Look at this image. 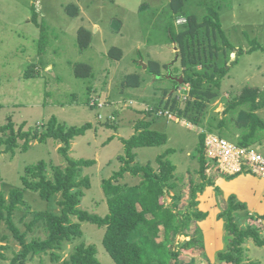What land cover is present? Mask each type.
I'll use <instances>...</instances> for the list:
<instances>
[{
  "label": "rangeland",
  "instance_id": "1",
  "mask_svg": "<svg viewBox=\"0 0 264 264\" xmlns=\"http://www.w3.org/2000/svg\"><path fill=\"white\" fill-rule=\"evenodd\" d=\"M170 2L0 0V128L12 120L18 133L23 127L21 132H29L32 138L31 147L27 149L24 148V138L18 139V145L12 151L6 152V145L0 146V190L6 199H9L13 189L23 190L21 176L27 174V167L41 160L47 163L46 175L50 177L56 167L67 166L66 158L60 151L64 146L62 142L51 138L41 143L39 138H34L35 134L41 136L54 116L68 127L90 122L92 129L72 140L69 155L77 160H96L93 166L82 169V176L91 180V188L85 189L80 208L91 214L106 216L110 206L104 182L121 170L123 164L118 156L125 154L123 139H129L136 133L135 126L139 120L150 119L145 111L162 105L164 93L165 99L174 94L182 101L181 108L190 111V84L179 85L172 78L161 76L172 74L185 78V74L211 69L207 67L210 63L219 67L227 65L230 71L224 77L221 88L216 89L217 98L207 101L204 123L198 127L186 119L158 118L152 128L167 133L168 142L163 146L136 149V162L144 165L151 163L159 171L158 157L173 149L165 159L176 166L175 177L171 181L176 186L166 187L162 200L167 206L179 205L178 209L175 207V223L180 225V229L170 240L172 242L166 245L178 253L173 255L169 264H232L220 257L222 252L228 251L232 238L225 228V218H220V214L229 207L232 195L224 197L217 186L218 179L227 175L217 168L215 162L219 164L218 158L211 156L207 140L206 168H209L206 176L202 174L199 134L206 133L208 137L217 135L237 142L242 131L233 120H228L237 118L240 108L228 114L225 113L226 107L241 94L244 87L264 90V0H186V14L195 12L201 21L209 13V7L216 8L228 40L236 49L244 50L238 55L236 52L230 55V50L215 55L212 47L221 48L223 45L220 33L202 28L194 37H187L189 58H196L197 54L201 58L197 64L189 63L186 67L181 62L183 55L179 44L172 41L169 30L173 27L177 34L182 32L185 22H181L186 16L175 15ZM69 3L78 5V15L68 13L66 6ZM82 26L92 32L90 44L85 48L79 43L78 31ZM113 46L122 49L121 59L110 55ZM193 51L195 54H192ZM236 59L238 61L233 63ZM152 60L160 64V77L147 71ZM143 63L147 64V68ZM80 64L92 66V75L81 76L77 71ZM29 65L39 69L38 76L25 78ZM131 73L140 74L142 83L139 88L123 86L124 79ZM161 109L175 114L169 108ZM259 116L264 120V108L259 110ZM222 117L228 122L224 127L219 126ZM107 122L113 123V127H107ZM5 136L6 132L0 130V139ZM257 147L264 153V137ZM141 181V176L126 173L113 182L132 185ZM200 187L203 190L200 191ZM229 188L234 192L246 189L248 196L252 190L254 196L249 199L252 207L256 206L261 195L264 196V180L258 181L255 177L246 183L236 181L229 184ZM24 193L28 203L18 205L14 221L21 234L27 232L25 243L48 238L43 226L37 225L28 230L27 224L37 211L53 209L55 213H61L62 207L58 203L62 194L47 201L31 190ZM193 212H202L206 216L200 220L192 215L197 233L189 236L193 232L189 228V215ZM77 216L72 217L75 222H79ZM263 217L264 212L240 210L236 219L242 227H259L264 238ZM6 218L0 223V264H12L24 248V244L8 228ZM81 228V237L66 240L59 248L34 254L25 264H64L81 244L96 245L97 257L103 263L116 264L103 243L107 227L81 222ZM163 233L164 230L157 241L164 239ZM152 234V226L141 224L132 233L131 239L136 241L142 236L152 237ZM243 249V264H264V245L258 246L253 239H248Z\"/></svg>",
  "mask_w": 264,
  "mask_h": 264
},
{
  "label": "trees",
  "instance_id": "2",
  "mask_svg": "<svg viewBox=\"0 0 264 264\" xmlns=\"http://www.w3.org/2000/svg\"><path fill=\"white\" fill-rule=\"evenodd\" d=\"M185 2L186 0H171L170 2V7L175 15H178V17L186 16V22L183 23L185 29L177 34L173 27L169 28L172 41L178 42L182 51L181 62L184 67L188 66L189 63L197 64L201 58L198 54L196 58H189L186 40L187 37L197 35L202 28H206L207 31L214 30L220 33L223 45H221V48L212 47L215 50V55H218L221 51L228 53L227 50H230V53L236 52L237 55L244 53L243 49H236L228 40L221 26L219 11L216 8L209 7V13L201 21L195 12L186 14ZM66 9L72 16L79 14V7L75 3H69ZM78 33L80 47L85 48L90 44L92 32L82 26L79 28ZM192 54H195L194 51ZM110 55L115 59H121L123 51L119 47L113 46L110 50ZM237 61L238 59L233 63ZM210 64L207 67L212 70L206 67L205 72L185 74L184 83L191 86V98H189L191 100L189 102L191 103V108L189 112L181 108L182 101L174 97L173 94L167 99L164 98L165 101H161L162 105L147 109L145 112L150 119L139 120L135 126L136 133L129 139H123L125 154L118 156V160L121 161L123 166L112 178L104 182V192L109 197L110 206L109 214L104 217L91 214L80 208L85 189L91 188V180L88 176H82V169L93 166L96 164V160L84 158L77 160L69 155L72 140L92 129L93 124L88 122L82 126L68 127L66 124L59 123L54 116L49 122L47 129L41 133V136L39 134L34 135V138H39L41 143L51 138L62 142L64 146L60 148V151L66 158L67 166L65 168L56 167L53 176L50 177L46 175L47 163L41 160L34 166L27 167V174L21 176L23 190L13 189L10 192L9 199H6L4 192L0 190V223L7 216L6 223L8 228L14 233L19 242L24 244L23 251L15 256L12 264H25L34 254L59 248L64 241L81 237L83 235L81 222L107 227L103 243L116 264H169L170 260L172 261L174 258L173 255H178L166 245L172 242L170 240H173L176 232L180 229V225L175 223L177 218L175 207L178 209L179 205L174 203L175 205L167 206L165 201L162 200L165 196L166 187L173 188L176 186L174 182H171L175 177L176 166L169 159H165L168 154L173 152V149H168L165 154L158 157L159 171L155 170L151 163L146 165L137 163L136 149L163 146L168 142L167 133L152 128V124L158 118L163 117V115H159L161 108L173 110L176 114L175 116L189 120L192 125L199 127L204 123L203 117L208 110L207 101L217 98L218 92L216 89L221 88L224 77L230 71V66L219 67L218 65ZM148 65L147 71L153 76L162 75L160 64L157 61L152 60ZM92 70V66L87 64L77 66V71L81 76L92 75ZM38 71L39 69L34 65H29L25 72V78L38 76ZM141 83L140 74L131 73L124 79L123 86L126 88H139ZM164 90L167 93L168 89L165 88ZM194 99L195 101H193ZM237 108H240L237 118L231 117V120H228V122L233 120L235 125L242 131L236 144L249 146L257 141L261 142L264 137V120L259 116V110L264 108V90L259 87H244L241 94L229 103L228 108L226 107L225 113L229 114ZM224 119L225 117H222L219 126L224 127L225 124H228L226 119ZM112 124L107 122L106 126L113 127ZM22 129L23 127L21 131ZM0 130L6 132L5 138L1 137L0 139V146L6 145V152L12 151L17 147L19 138L26 139L24 143L25 149L31 147L32 138L29 137L30 133L21 131L18 133L12 120L7 125H3ZM206 137V133L199 134L198 151L202 166L201 172L204 176H206L208 164L205 149ZM126 173H131L133 176H141L142 181L132 185L113 182L124 177ZM25 190L36 192L43 200L47 201H51L56 195L62 194V199L58 203L62 207L61 213H55L53 209L37 211L33 220L27 224L28 230H33L37 225L43 226L48 233V238L46 239H34L29 243H25L27 232L21 234L14 221V214L18 209V205L28 203L25 199ZM201 190H203L202 187H200ZM192 195H194V192ZM246 209V204L237 201L235 196H231L229 207L220 214V218H225V228L232 237L228 251L222 252L220 255L221 260L227 263L243 264V245L248 239H253L258 246L264 245V238L259 227L254 225L242 227L236 219L238 211H246ZM74 215H78L79 222L73 220L72 217ZM192 215L200 220L206 216L202 212H193L189 215L191 220L189 228L191 227L193 231L192 233L189 232V236L197 233V224L192 221ZM141 224L152 226V237L142 236L139 240L132 241V233ZM161 227L163 228L161 229ZM162 230H164V239L159 242L157 238L161 235ZM97 252L98 248L96 245L81 244L76 252L72 254L70 260L65 261L64 264H105L97 257ZM248 264L260 263L250 262Z\"/></svg>",
  "mask_w": 264,
  "mask_h": 264
},
{
  "label": "built area",
  "instance_id": "3",
  "mask_svg": "<svg viewBox=\"0 0 264 264\" xmlns=\"http://www.w3.org/2000/svg\"><path fill=\"white\" fill-rule=\"evenodd\" d=\"M182 19L181 23L186 22V19ZM165 114L172 116V112L159 111V115ZM206 140L211 156L218 158L222 173L238 174L247 168L264 176V155L255 148L234 144L217 135H211Z\"/></svg>",
  "mask_w": 264,
  "mask_h": 264
},
{
  "label": "crops",
  "instance_id": "4",
  "mask_svg": "<svg viewBox=\"0 0 264 264\" xmlns=\"http://www.w3.org/2000/svg\"><path fill=\"white\" fill-rule=\"evenodd\" d=\"M233 54H236V53H231V55H233ZM164 95H165V93H164ZM164 95H163V98H164ZM165 98H166V95H165ZM188 99H189V97H188ZM143 106L146 107L147 105H143ZM163 117L173 118V117H177V116H175V114H172V116L170 117L167 114H165V115H163ZM230 142H232L234 144L236 143L233 141H230ZM259 143H261V142L257 141L256 143L251 144L247 147L255 148L258 152H260L258 150V147H257ZM260 153L264 155L263 152H260ZM215 164L217 165V168H220L216 162H215ZM220 172L222 173L221 170H220ZM223 174L227 175V177L221 176L218 179L217 186L220 187L221 191L223 192L222 194L224 195V197H227L228 195L235 196L236 200H237V198L239 199L237 201L246 204V206H247L246 211H250L251 213L264 212V196L263 195H261L258 198V203H256V206L252 207V205L249 203V199L254 196V193L252 192V190L250 191L251 195L248 196L246 189H242V190L236 189V191L234 192V191H231L229 188V184H235L236 181L246 183L247 181H250L252 179V177H255L258 179V181H261V180H264V176L255 174L252 170L247 169V168H245L243 172L238 173V174H230V173H223ZM233 187H237V186H233Z\"/></svg>",
  "mask_w": 264,
  "mask_h": 264
},
{
  "label": "water",
  "instance_id": "5",
  "mask_svg": "<svg viewBox=\"0 0 264 264\" xmlns=\"http://www.w3.org/2000/svg\"><path fill=\"white\" fill-rule=\"evenodd\" d=\"M143 65H144V67L147 68V64L146 63H143ZM160 76H158V77H160ZM161 77L172 78L174 81L178 82L179 85L183 84L184 81H185V78L184 77L172 76V74L167 75V76H161Z\"/></svg>",
  "mask_w": 264,
  "mask_h": 264
},
{
  "label": "clouds",
  "instance_id": "6",
  "mask_svg": "<svg viewBox=\"0 0 264 264\" xmlns=\"http://www.w3.org/2000/svg\"><path fill=\"white\" fill-rule=\"evenodd\" d=\"M189 95V94H188ZM173 114V113H172Z\"/></svg>",
  "mask_w": 264,
  "mask_h": 264
}]
</instances>
